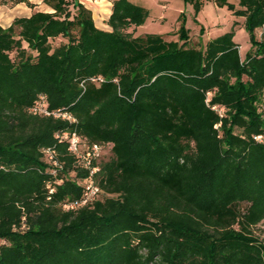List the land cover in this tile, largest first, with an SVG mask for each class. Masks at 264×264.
I'll return each mask as SVG.
<instances>
[{
	"label": "trees",
	"instance_id": "obj_1",
	"mask_svg": "<svg viewBox=\"0 0 264 264\" xmlns=\"http://www.w3.org/2000/svg\"><path fill=\"white\" fill-rule=\"evenodd\" d=\"M42 3L0 25V264H264V0H214L243 58L237 20L194 48L182 13L167 40L128 32L149 18L129 0L107 30L79 0ZM17 4L35 7L0 0ZM40 96L74 121L30 112ZM65 133L107 147L95 173ZM88 178L99 198L63 209Z\"/></svg>",
	"mask_w": 264,
	"mask_h": 264
},
{
	"label": "rangeland",
	"instance_id": "obj_2",
	"mask_svg": "<svg viewBox=\"0 0 264 264\" xmlns=\"http://www.w3.org/2000/svg\"><path fill=\"white\" fill-rule=\"evenodd\" d=\"M229 2L236 4L237 0H229ZM160 3L159 0H145V4L143 5H147L146 7L149 9L151 16L142 26L136 29L130 28L128 32L134 36L156 33L164 36L167 40H177V31L181 23L179 15L182 13L184 27L188 30V47L201 48L209 39L230 31L232 24L237 20L239 24L235 26L233 40L239 46L241 58L249 50L248 34L243 26H240L242 19L235 18L225 7L217 6L214 0H205L197 15L194 14L191 5L184 3L182 0H171L170 2L161 3L165 8ZM162 9H165L164 12H162ZM162 13L164 16L158 17ZM263 34L264 29L256 31L258 39H261ZM60 41V39H55L52 41V44L56 46ZM107 152L108 149L106 148L102 154H106ZM252 231L260 238H264L263 223L258 224Z\"/></svg>",
	"mask_w": 264,
	"mask_h": 264
},
{
	"label": "built area",
	"instance_id": "obj_3",
	"mask_svg": "<svg viewBox=\"0 0 264 264\" xmlns=\"http://www.w3.org/2000/svg\"><path fill=\"white\" fill-rule=\"evenodd\" d=\"M92 81L99 82L102 81V79H92ZM220 111H222V109H220ZM30 112L36 113L38 115L53 116L54 118L74 121L70 115L60 110L49 111L46 107V101L43 96H40L37 102L30 108ZM62 138L68 141V150L72 155L75 156V158L78 160V163L85 169L90 170V175L98 170V167L93 164H97L99 158L103 155L102 152L107 148L106 146L98 144L89 145L75 134L68 135L65 133L63 134ZM256 140L262 141L264 140V138L261 136H257ZM44 152L47 155V159L49 161H53V152L51 150H45ZM53 164L56 165V162L53 161ZM83 184L84 194L82 199L77 202L74 201L64 203L62 205L63 209H76L80 206L90 204L91 202L99 198L101 191L91 178L86 179Z\"/></svg>",
	"mask_w": 264,
	"mask_h": 264
},
{
	"label": "crops",
	"instance_id": "obj_4",
	"mask_svg": "<svg viewBox=\"0 0 264 264\" xmlns=\"http://www.w3.org/2000/svg\"><path fill=\"white\" fill-rule=\"evenodd\" d=\"M29 1L35 4V7L33 9L28 8L25 4H17L13 6L0 5V25L3 27H7L11 24L14 18L28 17L34 11H48L46 10L47 7L42 3V0H29ZM79 1L91 11L94 22L97 20V22H95V25L100 29L107 30L108 26L106 25V20L110 15L111 2L113 0H79ZM129 1L133 2L134 4L147 8L146 7L147 5L146 6L143 5L145 4V0H129ZM170 1L171 0H169V2ZM162 7L165 8L164 5H162ZM164 10L165 9H162V12H164ZM150 16L151 15L149 11V17ZM162 16H164L163 13L158 17L161 18Z\"/></svg>",
	"mask_w": 264,
	"mask_h": 264
}]
</instances>
